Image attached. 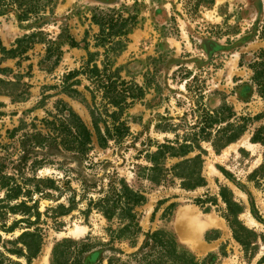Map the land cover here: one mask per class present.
<instances>
[{"label": "rangeland", "instance_id": "obj_1", "mask_svg": "<svg viewBox=\"0 0 264 264\" xmlns=\"http://www.w3.org/2000/svg\"><path fill=\"white\" fill-rule=\"evenodd\" d=\"M41 15L21 21L12 10L0 17V38L9 49L32 33L42 32L36 39H45L0 64L11 69L0 71V156L9 171L19 176L15 166L22 135L46 132L42 120L62 115L64 105L93 132L94 147L84 159L67 151L55 152L49 155L53 161L39 168L30 169L33 159L28 160L24 173L51 178L57 189L21 195L17 200L6 199L5 190L0 189V251L27 264L24 257L8 250L22 248L21 241H14L24 231L38 229L43 245L31 264H53L54 246L62 240L87 242L92 251L101 250L103 264L109 259L112 264H151L158 253L150 246L143 248L147 234L164 230L173 233L199 264H264V145L251 140L264 127V94L253 82L249 66L264 52V0H52ZM108 15L115 19L134 15L137 20L124 46L110 53L96 45L101 30L93 19L105 22ZM67 34L81 41L80 47L65 44ZM48 40L63 43L55 66L57 51L52 59L46 58ZM88 59L101 69L110 60V70L120 80L144 89L143 97L115 116L127 123L129 133L110 140L107 147L97 144L94 127L112 128L111 114L117 110L103 97L99 84L105 80L89 78V73L67 79ZM19 92L22 95L16 96ZM224 102L238 117L247 119L241 120L247 130L219 152L210 142H201L206 185L186 190L172 177L161 184L149 181L147 154L156 144L174 139V132H198L190 128L201 120L202 108L214 109ZM199 152L196 149L191 156ZM176 161L170 158L166 164ZM120 178L144 193L146 201L135 208L141 232L111 241L110 229L122 224L119 211L107 219L96 202ZM27 186L32 190L33 184ZM223 187L242 206L239 223L234 224L246 245L235 238L224 218L226 204L219 194ZM23 200L34 206L32 214L25 215L24 206L11 209ZM90 251L79 258L88 260L94 253Z\"/></svg>", "mask_w": 264, "mask_h": 264}, {"label": "trees", "instance_id": "obj_2", "mask_svg": "<svg viewBox=\"0 0 264 264\" xmlns=\"http://www.w3.org/2000/svg\"><path fill=\"white\" fill-rule=\"evenodd\" d=\"M52 0H0V17L6 15L7 12L14 10L17 18L21 21L41 18L42 11L46 8L47 3ZM212 3L214 0H206ZM95 23L100 26V34L97 36L99 40L96 45L105 48L106 53H110L118 47H123L126 37L130 29L136 26V16L128 15L126 17L118 15L115 19L114 15H108L105 22L93 18ZM116 20V21H115ZM43 35L42 32L32 33L28 36L19 38L16 45L7 48L0 38V64L8 58H15L23 55L29 48H32L37 42H44L45 39H36L37 35ZM119 37H118V36ZM59 39L62 37L60 34ZM124 37V38H123ZM67 41L64 42L70 47H80L81 41H77L71 34H67ZM27 42V44H24ZM47 59H52L54 51L58 54L55 56L53 66L57 65L61 59L63 50L55 40H48ZM91 55H93L91 53ZM93 60L88 59L80 70H75L68 74V77L77 74H90L89 78H98L104 83L99 84L103 89V97L107 102L117 110H113L111 117L113 119L112 128L105 125L102 131L98 125H95V133L97 144L100 147H107L110 140H119L129 133V126L124 120H117L115 116L119 114V110L131 105L135 100L143 97L144 89L137 83L120 80L115 72L110 70V60L103 62L101 69L98 64H90ZM253 70L252 80L257 84L260 92L264 94V52H260L257 58L249 64ZM11 69L0 67L1 72H7ZM106 77V79H105ZM3 81V80H0ZM73 83L69 86L71 87ZM72 88V87H71ZM75 93L77 89L72 88ZM10 95V94H8ZM12 95V94H11ZM21 92L16 96H21ZM94 99V96H93ZM130 99V100H128ZM61 103V102H59ZM62 115L57 117L53 115L52 119H43L45 122L46 132L37 130L25 132L21 138V155L15 170L19 176L9 171V167L4 159L0 156V189L5 190V198L8 200H17L21 195L29 197L33 192H42L44 189H57L55 181L51 178L39 179L35 176H29L24 173L28 160L32 157L33 161L30 169L39 168L46 163L53 161L49 155L55 152L67 151L74 155L75 158L84 159L93 149V132L84 123L81 117L68 106L61 108ZM247 120L245 117H238L233 108L227 103L210 109L202 108L201 120L194 122L190 129L198 128V132L185 131L183 134L175 133L174 139H166L164 142H158L156 149L147 154V161L150 166L146 167V178L153 184H161L169 177L180 180L181 187L190 190L206 185V179L202 169L204 158L202 153L205 150L201 147V142L207 141L212 144L217 152L232 142L237 141L247 130L245 123L241 120ZM191 125V124H190ZM178 128V124L175 125ZM215 133L211 131L216 127ZM188 129V127H187ZM173 130L172 128L170 129ZM169 131V130H166ZM252 142H260L264 145V127L260 128L253 138ZM199 149L200 152L191 156V154ZM39 153L42 157L39 158ZM170 158H176L177 161L171 166H167L166 162ZM33 184V188L28 189V184ZM27 187V188H26ZM43 189V190H42ZM220 196L226 204L224 218L232 227L235 238L246 245L247 242L241 240L238 235L237 228L234 223H239L238 215L242 212V206L233 198L231 192L223 187L220 190ZM146 201L144 193L134 190L128 183L120 178L117 184L112 182L109 192L99 198L96 202L98 209L107 218L111 219L116 214L122 224L118 229L111 230V241L122 240L125 238H133L141 232L138 221L136 207L142 205ZM24 206V214H32L31 210L34 206H28L25 200L14 204L11 209L14 211L18 207ZM63 208V205L59 206ZM36 213V212H35ZM37 215L40 212L37 211ZM14 225L8 230H12ZM143 248L150 246L153 252H157L158 256L151 260V264H199L196 256L183 247L174 237L173 233L156 230L147 234ZM22 242V248L8 250L18 257H24L27 264H31L32 260L39 255L43 245V237L38 229L24 231L15 241ZM92 245L87 242H74L72 240H62L55 244L53 249V264H103V255L101 250H91ZM92 251L93 256L88 260L79 258L81 254ZM90 251V252H91ZM91 252V253H92ZM152 255V254H149ZM6 260L12 264H21L17 260H13L0 251V264H7ZM113 259L108 260V264H112Z\"/></svg>", "mask_w": 264, "mask_h": 264}, {"label": "crops", "instance_id": "obj_3", "mask_svg": "<svg viewBox=\"0 0 264 264\" xmlns=\"http://www.w3.org/2000/svg\"><path fill=\"white\" fill-rule=\"evenodd\" d=\"M209 227H215V228H220V227H217V226H208L207 228H209Z\"/></svg>", "mask_w": 264, "mask_h": 264}]
</instances>
